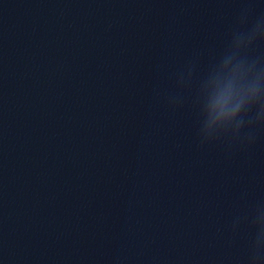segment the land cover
<instances>
[{
	"label": "clouds",
	"instance_id": "obj_1",
	"mask_svg": "<svg viewBox=\"0 0 264 264\" xmlns=\"http://www.w3.org/2000/svg\"><path fill=\"white\" fill-rule=\"evenodd\" d=\"M250 12V8L242 9L222 51L199 78L194 79L196 61H190L176 74L177 83L192 92L197 113L206 104L219 108L220 115L235 123L238 134L249 129V140L254 126H264V58L252 54L254 47L264 42V15L249 24ZM183 102L180 95L170 100L172 104ZM250 225L253 235L245 264H264V204L255 207Z\"/></svg>",
	"mask_w": 264,
	"mask_h": 264
}]
</instances>
